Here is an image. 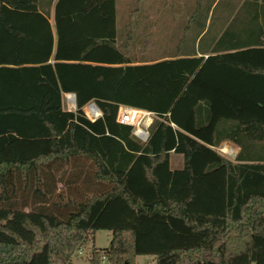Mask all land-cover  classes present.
<instances>
[{"label": "trees", "instance_id": "16d2710c", "mask_svg": "<svg viewBox=\"0 0 264 264\" xmlns=\"http://www.w3.org/2000/svg\"><path fill=\"white\" fill-rule=\"evenodd\" d=\"M134 1L120 26L117 0H0V264H69L87 243V264H264V0L188 38L191 9L148 60Z\"/></svg>", "mask_w": 264, "mask_h": 264}, {"label": "rangeland", "instance_id": "374dc122", "mask_svg": "<svg viewBox=\"0 0 264 264\" xmlns=\"http://www.w3.org/2000/svg\"><path fill=\"white\" fill-rule=\"evenodd\" d=\"M134 0H117L116 3V17L118 19V25L122 26L126 21L127 11L134 6ZM240 3V0H141L140 7L142 8L141 15L137 20L135 32L140 36L141 44H136L132 51V56L135 60L141 59H156L161 56L169 54L171 46L175 43V38L180 34V25L187 18L189 11H193L191 14L192 23H190L187 36L191 38L193 32L197 30L198 22L204 23V28L208 26L209 30H215L223 26L222 22L225 18L229 19L231 15H238L236 4ZM237 4V5H238ZM235 6V7H234ZM234 7V8H233ZM231 16V17H230ZM51 19V18H50ZM236 20L238 18L236 17ZM178 27V28H177ZM176 30V36H170L171 32ZM121 108V107H120ZM74 108H71L73 110ZM95 109L83 107V112L87 117H91L90 114H94ZM90 113V114H89ZM148 113V112H147ZM149 116V122L147 121ZM119 121L118 116L116 117ZM152 115L140 114L138 121L132 126L131 134L133 138L138 141H144L138 134L143 131L147 133V126L151 122ZM128 124V123H127ZM231 147L236 154L239 149L228 141L221 142L214 149L223 157L235 161V157H228L221 153L218 148L222 145ZM171 160V167H181V156L179 154L169 153ZM57 188L60 193L66 194L67 190H71V186H66L63 182L57 184ZM20 189L16 192L15 199L20 202ZM25 203L27 204L30 197L25 195ZM55 197L51 196L48 201L54 200ZM110 233L106 230H96L93 234L92 244L95 247H104L109 241ZM90 243L81 245V248H77L71 258L69 264H87L86 258L88 256ZM100 264H106L105 260H101ZM135 264H153V259L148 255H138L135 257Z\"/></svg>", "mask_w": 264, "mask_h": 264}, {"label": "built area", "instance_id": "2783aa9c", "mask_svg": "<svg viewBox=\"0 0 264 264\" xmlns=\"http://www.w3.org/2000/svg\"><path fill=\"white\" fill-rule=\"evenodd\" d=\"M63 99H64V106H65V108L67 109V110H71V108H74V96H73V94L72 93H65V94H63ZM87 106L89 107V106H93V105H91L90 103L89 104H87ZM94 107V106H93ZM100 115V112H99V110L97 109V112L95 113V114H91V117L89 118V117H87V118H89L90 120H92V119H94V118H96V117H98ZM120 122H122V123H126V122H123V121H121V120H119ZM146 135H147V133H145L144 134V136L142 137L143 139H145L146 138ZM220 149V147L218 148V150Z\"/></svg>", "mask_w": 264, "mask_h": 264}, {"label": "bare ground", "instance_id": "6f19581e", "mask_svg": "<svg viewBox=\"0 0 264 264\" xmlns=\"http://www.w3.org/2000/svg\"><path fill=\"white\" fill-rule=\"evenodd\" d=\"M93 106H89L88 108H92ZM94 108V107H93ZM95 109V111H94V114L97 112V109L96 108H94ZM90 114V113H89ZM91 115V114H90ZM139 134V136L142 138L143 136H144V134H145V132H143V131H140V132H138ZM219 151L221 152V153H223L224 155H226V156H228V157H235L236 156V152L231 148V147H228V146H226V145H222L221 147H220V149H219Z\"/></svg>", "mask_w": 264, "mask_h": 264}, {"label": "crops", "instance_id": "0c3cea01", "mask_svg": "<svg viewBox=\"0 0 264 264\" xmlns=\"http://www.w3.org/2000/svg\"><path fill=\"white\" fill-rule=\"evenodd\" d=\"M145 114H148V113H145ZM148 117V119H147V121L149 122V116H147ZM172 165H171V160H170V157H169V167H170V169L172 170V169H177L178 168V166L177 167H174V168H172L171 167ZM93 240V239H92Z\"/></svg>", "mask_w": 264, "mask_h": 264}, {"label": "water", "instance_id": "95a60500", "mask_svg": "<svg viewBox=\"0 0 264 264\" xmlns=\"http://www.w3.org/2000/svg\"><path fill=\"white\" fill-rule=\"evenodd\" d=\"M91 105H93L94 106V108H96L97 109V107L93 104V103H90Z\"/></svg>", "mask_w": 264, "mask_h": 264}]
</instances>
